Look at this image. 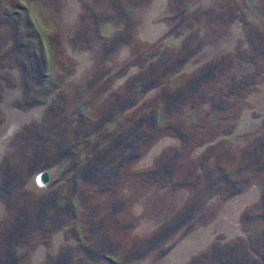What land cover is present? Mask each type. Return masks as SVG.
Instances as JSON below:
<instances>
[{"label":"rangeland","instance_id":"1","mask_svg":"<svg viewBox=\"0 0 264 264\" xmlns=\"http://www.w3.org/2000/svg\"><path fill=\"white\" fill-rule=\"evenodd\" d=\"M70 1L0 0V101L18 86L22 96H7V111L32 110L16 119L18 132L0 157L1 193L26 203L34 217L41 213L33 202L57 192L41 215L50 241L36 233L29 239L35 247L24 243L15 257L5 255L4 237L19 211L0 199V264H42L62 253L66 260L56 264H264V0H167L150 28L165 22L167 35L187 32L181 51L152 40L155 33H140L153 0H79L67 20ZM107 22L115 33L102 28ZM233 22L243 32L227 41L231 51L221 47L215 61L189 73L178 66L175 74L180 58L225 38ZM125 46L131 54L121 59ZM80 49L90 51L82 66L73 52ZM133 57L138 64L129 65ZM133 68L138 76L150 69L152 79L165 74L157 86H134ZM171 95L186 100L188 116L178 101L168 109ZM162 110L167 122L173 118L163 127ZM179 126L180 146L167 143L150 155L163 136L179 137ZM161 159L172 172L160 168ZM39 175L49 178L42 183ZM231 180L258 185L257 201L245 191L226 197ZM227 202L234 209L223 210ZM192 206L188 218L172 221ZM163 225L175 228L165 233ZM245 239L261 253L245 247ZM106 251L115 263L98 256Z\"/></svg>","mask_w":264,"mask_h":264},{"label":"crops","instance_id":"2","mask_svg":"<svg viewBox=\"0 0 264 264\" xmlns=\"http://www.w3.org/2000/svg\"><path fill=\"white\" fill-rule=\"evenodd\" d=\"M166 1L167 0H153V2L147 8L144 9L143 20L145 22L143 21L142 24L140 25L141 26V32L140 33L143 34L142 33L143 31L145 34H149V35H153V33H155L153 35L154 39H152V40H154V41L160 40V41H162L163 45H165L166 47L181 48L182 45L184 44L185 39H186L187 32L181 33L180 35H173V36L167 35V33H168L167 31H169V25L165 22H159V23L155 24L156 25L155 27L150 28L151 20L153 21L155 17L163 15V13L165 11ZM207 1L210 2V0H202V2H207ZM79 2H80L79 0H71L70 1V5L67 6L68 8L66 10V13H67L66 19L67 20L69 19L70 15H74L73 13H76L78 11V9H76V8L80 4ZM146 19H148L147 20L148 22L150 20L149 24L148 23L146 24ZM153 23H154V21H153ZM78 25H79V23L76 25V27ZM86 27H88V26H86ZM106 27H108L109 29H112V32L114 31V33H115V30H117V28L115 29V24H113L111 22H107L106 24L103 25L102 28L104 29ZM118 28L120 29V27H118ZM227 28L229 29V33H227L225 35V38H222L220 41L215 42V43H208L207 44L208 48H206L203 52L196 54V56L194 58H191L189 61H187V63L184 65L185 67L183 70L186 72L188 71V73L191 71L193 72L195 69H198V68H196V67H198V65L201 66L203 63H206L208 61L215 59V57L217 58L218 55L222 54L221 51L217 52L218 49H221V47H225L226 50L230 49L229 51H231L232 50L230 48L231 43L228 46L227 41L229 40V42H232L233 41L232 38H234V40H235L234 42L238 41L239 36L242 35L243 30H240L242 28V25H239V23H237V22H233V24L231 26L228 25ZM147 29H150V32L147 33V31H148ZM152 29H155V32H152L151 31ZM203 30H204V28L202 27V29H201L202 35H206L205 32H203ZM227 35H228V37H227ZM67 42L70 44V45L68 44L69 46L73 47V42L71 43V39H67ZM209 45H213V46H209ZM73 52L75 54L77 52H79V55L77 56V59L79 57V60H77V61L80 62L81 66L85 60L89 59V56H90L89 50L80 49L78 51H73ZM130 54H131L130 48L128 46H125L124 48L121 49L119 55H120L121 59H127V58H129ZM137 72L138 71L136 70V68H133L130 75H134ZM125 79H123L122 82ZM59 92H60V90L58 91V93ZM5 94H6L5 99L3 101H0V107L5 112V119H4V121H2L3 123L2 122L0 123V157L3 156L4 153L6 152V150L8 149V145H9L8 143L10 141L9 139H11V137L18 132L20 124L23 121L22 119L24 118L22 115H25L26 117L29 118V112L31 115V111H32V110H30L27 112H23L22 110L13 109L14 110V113H13L14 116H11L10 111H7V110H9V108H7L9 105L6 106V104H5L6 100H7L6 97L9 95H13L14 99L18 100L19 98H21L22 92L18 88V86H16L15 89H13L12 91L8 90L5 92ZM8 103L9 102H7V104ZM163 111L164 110L161 111V114L158 113L160 115L158 116V120H157L159 125L162 127L170 121L168 119V122H167L166 114H163ZM164 113H165V111H164ZM16 119H20L22 121H19V120L16 121ZM13 122H18V123H16L17 127L14 129L12 128V131H10V130L8 131V128H9L8 124L13 123ZM180 141H181V139L178 136L177 137L163 136V138H161V140H159L158 143L156 144V147L152 149V153L150 155L153 156L155 153H157V150H158L157 147H159V146L163 147V145H165L167 143L168 144L170 143V146L179 147L181 144ZM152 156H151V158H152ZM157 156L159 158V155H157ZM149 158H150V156H149ZM148 160L150 162L151 159H148ZM48 172L51 175V172L49 170H48ZM249 187L245 191V192H248V193H246V195H248L247 196L248 199H249V197L251 199L249 202H254L255 200L257 201V198H259L260 193H261L260 187L258 185H253L250 188ZM186 196L187 197L185 199L186 200L185 203L187 202V199L189 197L188 195H186ZM230 203L231 202H227L224 206L222 205L224 207L223 210L228 209V207H229V209H234V206H232L233 203H231V205H230ZM240 232H243V231H240ZM243 237H245V236H243ZM43 249H44L43 247H38L36 252H35V257L38 261H40L42 258L40 251L41 250L43 251Z\"/></svg>","mask_w":264,"mask_h":264},{"label":"trees","instance_id":"3","mask_svg":"<svg viewBox=\"0 0 264 264\" xmlns=\"http://www.w3.org/2000/svg\"><path fill=\"white\" fill-rule=\"evenodd\" d=\"M85 28H87V27H85ZM78 35H79V37H81L84 34L83 33H79ZM188 46L189 45L187 44L184 49H186V47H188ZM179 49H180L179 51L182 50V48H179ZM193 55H196V51H194V50L191 51V52L186 53V56L180 58L179 61L176 62L172 66V69L176 70V68L178 66H179V68L183 67L187 63V61H188L187 59L190 56H193ZM138 61H139V59L137 57H133V58H131L129 65H131V64L132 65H136V64H138ZM213 61H215V60H211V62H213ZM169 71H171V69ZM209 71H211V70H209ZM149 72H150V69H147L146 70V74H149V77L146 74H141V76L140 75L138 76V74L137 75H134L131 78L130 83L133 84L134 86H138V82L143 81L144 82V85H147L148 87H150V86H157L158 85L157 83H160L161 82L159 80V78H162V76L165 74V73H161L159 75V78H157V79L156 78H153L152 79L150 77V74L151 73H149ZM177 73H178V68H177L175 74H177ZM192 83H194V82H192ZM131 88H132V86H131ZM167 96H169V95H167ZM170 98H171L170 101L167 100V99L166 100L168 101V109L171 112H173V109H174V106L173 105H174V103L178 101L179 102L178 107H180L179 109H181V111L183 113L186 112V110H187V113H186L187 116L190 114V112H189L188 109H190V111H191L192 108H188L189 107V104L186 102V100H181V97L179 95L176 98H173L172 95H171V97H169V99ZM208 103H210V106H211V104H212L211 101H208ZM153 113L154 114H151V115L154 117L155 112H153ZM187 116H186V118L188 119ZM170 119H173V118L170 117L169 120ZM178 129L180 131V126H179ZM180 136H183V133L181 131L179 132V137ZM119 137H120V135H119ZM119 137H117V139ZM249 150H250V148H248L247 151H249ZM35 157H36V155H35ZM250 162L251 161H246L245 160V162L243 164H246V163L250 164ZM89 164L92 165V167L96 165V163L94 164L93 162H90ZM163 167H165V171H168V172L169 171L170 172L173 171V167L171 166V163L168 164L167 163V160L163 162V159H161V161H160V168H163ZM46 177H48V176H46ZM229 177H231L230 174H229ZM230 183H231V187L229 188L230 189V192H228L225 195L226 197H230L232 195H235V194L244 192L250 186L249 185L246 188V186H245L246 182H244V180L243 181L242 180H231ZM3 189H4V185L3 186H0V199L1 198H4L6 204L8 205V207L12 208V206H13L15 210H18L19 211V215L16 217V221L13 223V226L11 227V229H9V230L6 229V231H5V237H4L5 238V242H6V246L4 247L5 255L6 254H8V255L10 254L11 256H13V254H14V257H15V251H14L15 248L16 247H20L24 243H26V245L28 247H30V248L33 249L35 247L34 246L35 244L31 243V241H29V239H30V237H33L36 233H39V234L42 233L43 241L49 242L50 241V237H51V233H50L51 232V228L49 227V225L45 224L46 217H44V215L42 217L41 215H42V213H47L50 209L53 208L52 205L55 202V199L57 197L56 196L57 195L56 194L57 192L56 191L48 192L46 194L47 196H43V197L39 198L38 200H35V202H33V205L35 207H37V208L40 207L39 208V211H40L41 214H39L38 211H34V215L35 216L34 217H30L28 215V206H27V204L26 203H22V204L18 203V205H16L14 203H11L10 197L7 196V195H5L6 193H4V194L1 193V191ZM6 191H8V190H6ZM23 193L24 194H27L25 192H23ZM51 202H52V204H51ZM64 209H67V211H68L69 214L71 213V205L67 204L64 207ZM191 209H193V206L192 207H187V209L181 211V214H182L181 216H177L172 221L173 222L175 221L174 223H180V222H182L185 218H188L187 217V216H189L188 215V212H190ZM193 211H194V209H193ZM184 213H185V215H184ZM257 218H260V217H256V219ZM36 219H37V222H36ZM19 222L20 223L21 222L23 223V225H22L23 229L20 232L18 231ZM170 227L171 226H168L167 227L166 225L161 226V228H164L163 231L165 233L167 232V230H170V229H174L175 228V227H173V228H170ZM217 243H218V241H216L215 244H214L215 248L217 247ZM243 243H244L245 247H247L248 249H252L253 251H256V252L258 251V253H261V251H260L259 248H256V247L254 248L253 242L252 243H248L247 240L245 239ZM257 244H259V243L256 242V245ZM146 251L147 250L145 249V251H143L141 253V255H144V253H146ZM214 251H216V250L214 249ZM62 254L64 255V253H62ZM62 254L61 255L60 254L57 255V258L56 259L54 257H51L50 259H48L47 261L43 262L42 264H56L57 261L60 262L61 260H66V257L65 256H62ZM99 254L100 255H98V256H102L101 258L103 260H107V261H111V263H115V261L112 258L109 257V256L112 255V251H106V253H105L106 255H103L101 253H99ZM230 263H232V264H245V263H239V260L231 261ZM10 264H14V263H10Z\"/></svg>","mask_w":264,"mask_h":264},{"label":"bare ground","instance_id":"4","mask_svg":"<svg viewBox=\"0 0 264 264\" xmlns=\"http://www.w3.org/2000/svg\"><path fill=\"white\" fill-rule=\"evenodd\" d=\"M40 182H42V183H44V180L46 179V175H42V176H40Z\"/></svg>","mask_w":264,"mask_h":264},{"label":"built area","instance_id":"5","mask_svg":"<svg viewBox=\"0 0 264 264\" xmlns=\"http://www.w3.org/2000/svg\"><path fill=\"white\" fill-rule=\"evenodd\" d=\"M39 176H41V175H39ZM47 176V175H46ZM47 181V177H46V179L44 180V182H46Z\"/></svg>","mask_w":264,"mask_h":264}]
</instances>
